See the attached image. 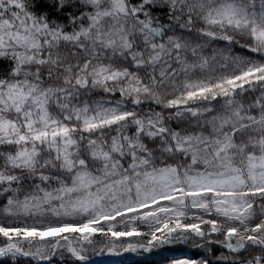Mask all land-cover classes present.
Wrapping results in <instances>:
<instances>
[{"label":"snow or ice","instance_id":"1","mask_svg":"<svg viewBox=\"0 0 264 264\" xmlns=\"http://www.w3.org/2000/svg\"><path fill=\"white\" fill-rule=\"evenodd\" d=\"M175 245L264 264V0H0V264Z\"/></svg>","mask_w":264,"mask_h":264},{"label":"trees","instance_id":"2","mask_svg":"<svg viewBox=\"0 0 264 264\" xmlns=\"http://www.w3.org/2000/svg\"><path fill=\"white\" fill-rule=\"evenodd\" d=\"M106 253V252H105ZM89 259L84 264H111L110 262L98 261L96 254L89 251ZM195 255V249L189 245L164 246L153 249L150 252L138 251L135 253L124 252L115 255L114 264H173L174 260L184 259ZM112 262V261H111ZM23 264V261H21ZM70 264V262H69Z\"/></svg>","mask_w":264,"mask_h":264},{"label":"rangeland","instance_id":"3","mask_svg":"<svg viewBox=\"0 0 264 264\" xmlns=\"http://www.w3.org/2000/svg\"><path fill=\"white\" fill-rule=\"evenodd\" d=\"M116 258L115 255H110L107 252L103 253L101 255H96L95 259H97L98 261H103V262H110L111 264L113 263V260ZM112 261V262H111Z\"/></svg>","mask_w":264,"mask_h":264},{"label":"water","instance_id":"4","mask_svg":"<svg viewBox=\"0 0 264 264\" xmlns=\"http://www.w3.org/2000/svg\"><path fill=\"white\" fill-rule=\"evenodd\" d=\"M93 263L97 264V262H93Z\"/></svg>","mask_w":264,"mask_h":264}]
</instances>
